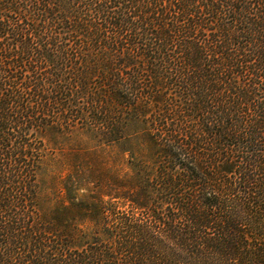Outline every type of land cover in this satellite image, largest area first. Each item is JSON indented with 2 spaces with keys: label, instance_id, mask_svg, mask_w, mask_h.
<instances>
[{
  "label": "trees",
  "instance_id": "1",
  "mask_svg": "<svg viewBox=\"0 0 264 264\" xmlns=\"http://www.w3.org/2000/svg\"><path fill=\"white\" fill-rule=\"evenodd\" d=\"M0 264H264V0H0Z\"/></svg>",
  "mask_w": 264,
  "mask_h": 264
}]
</instances>
